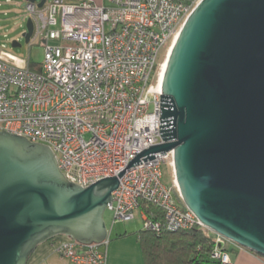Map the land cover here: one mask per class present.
Listing matches in <instances>:
<instances>
[{
  "label": "water",
  "instance_id": "1",
  "mask_svg": "<svg viewBox=\"0 0 264 264\" xmlns=\"http://www.w3.org/2000/svg\"><path fill=\"white\" fill-rule=\"evenodd\" d=\"M22 1L41 9L46 0ZM32 33L28 19L25 43ZM161 93L164 143L125 169L173 150L183 206L205 229L264 258V0H202L170 50ZM125 169L82 188L65 179L49 147L0 131V264H27L57 236L105 242L104 213Z\"/></svg>",
  "mask_w": 264,
  "mask_h": 264
},
{
  "label": "built area",
  "instance_id": "2",
  "mask_svg": "<svg viewBox=\"0 0 264 264\" xmlns=\"http://www.w3.org/2000/svg\"><path fill=\"white\" fill-rule=\"evenodd\" d=\"M201 1L46 0L41 9L26 3L33 24L29 44L43 46L44 60L32 71L0 48V131L49 147L65 179L82 188L117 176L136 155L164 143L161 67ZM151 156L118 179L106 208L112 225L133 221L138 211L146 230L203 227L176 202L175 179L171 186L162 181L163 165L173 172V150ZM141 202L160 208L163 221L149 220ZM65 238L55 250L68 264H106L107 240L80 246ZM221 247L216 241L210 259L231 264Z\"/></svg>",
  "mask_w": 264,
  "mask_h": 264
},
{
  "label": "trees",
  "instance_id": "3",
  "mask_svg": "<svg viewBox=\"0 0 264 264\" xmlns=\"http://www.w3.org/2000/svg\"><path fill=\"white\" fill-rule=\"evenodd\" d=\"M29 69L40 70L36 67ZM140 211L151 221H163V211L152 204L141 202ZM136 234L144 264H219L210 259L217 240L203 227L179 231L160 229L155 232L144 229L142 225ZM221 248L229 254L228 249Z\"/></svg>",
  "mask_w": 264,
  "mask_h": 264
},
{
  "label": "rangeland",
  "instance_id": "4",
  "mask_svg": "<svg viewBox=\"0 0 264 264\" xmlns=\"http://www.w3.org/2000/svg\"><path fill=\"white\" fill-rule=\"evenodd\" d=\"M71 3H79L83 0H64ZM4 3L5 0H0ZM10 4H3L0 7V48L3 47L4 52L13 56L18 64L29 66L31 68H39L44 60V48L41 44H29L25 43L23 33L26 30V13L25 6L26 2L22 0H10ZM97 3L101 4V0H96ZM17 41L20 44L19 48H13L12 42ZM164 50L159 54L158 62L162 61ZM165 59V55L163 60ZM163 63V61L161 62ZM162 181L166 186H171L174 181L173 172L168 165L162 166ZM174 198L178 204L182 203L178 200L174 194ZM104 221L108 229V238L115 235V233L124 226L131 225L136 227L138 224L142 225L139 212H135V218L130 222H119L112 225V215L109 211L104 213ZM212 236L219 241V243L226 244L228 241L212 233Z\"/></svg>",
  "mask_w": 264,
  "mask_h": 264
},
{
  "label": "crops",
  "instance_id": "5",
  "mask_svg": "<svg viewBox=\"0 0 264 264\" xmlns=\"http://www.w3.org/2000/svg\"><path fill=\"white\" fill-rule=\"evenodd\" d=\"M95 4L96 0H92ZM142 225L132 227L124 226L118 230L114 237L110 236L106 248V264H144L140 244L138 241V232ZM66 238L57 236L43 244L37 246L30 256L27 264H68L67 260L59 255L55 250V245ZM222 246L228 249L230 261L232 264H264V258L248 250L241 249L238 246L227 242Z\"/></svg>",
  "mask_w": 264,
  "mask_h": 264
},
{
  "label": "bare ground",
  "instance_id": "6",
  "mask_svg": "<svg viewBox=\"0 0 264 264\" xmlns=\"http://www.w3.org/2000/svg\"><path fill=\"white\" fill-rule=\"evenodd\" d=\"M170 53V52H169ZM169 55V54H168ZM166 61H167V59H166ZM166 61L162 64V67H161V74H160V77L162 78V76H163V72H164V69H165V67H166Z\"/></svg>",
  "mask_w": 264,
  "mask_h": 264
}]
</instances>
